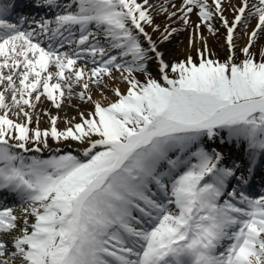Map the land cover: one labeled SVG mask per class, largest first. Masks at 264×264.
<instances>
[{"label":"snow or ice","instance_id":"6c2138e0","mask_svg":"<svg viewBox=\"0 0 264 264\" xmlns=\"http://www.w3.org/2000/svg\"><path fill=\"white\" fill-rule=\"evenodd\" d=\"M169 6L0 0V264H264V192L250 191L264 168V52L252 50L264 0H242L231 22L223 0ZM158 13L185 29L195 13L213 34L219 18L228 58L212 59L205 44L166 61L159 45L180 29L157 24ZM250 17L237 62L234 34ZM117 79L126 91L112 88L104 104ZM77 87L92 111L63 129L45 112L42 129V98L61 109ZM45 150L57 154L37 155Z\"/></svg>","mask_w":264,"mask_h":264},{"label":"bare ground","instance_id":"6f19581e","mask_svg":"<svg viewBox=\"0 0 264 264\" xmlns=\"http://www.w3.org/2000/svg\"><path fill=\"white\" fill-rule=\"evenodd\" d=\"M161 2L167 3L165 1H161ZM181 2L182 0H177L176 2H174L177 5V8L181 5ZM250 2H255V0H250ZM223 3L225 4L224 15H227V13H229V11L232 10L231 19H234V16L236 15L234 9L239 8L241 6L242 3L241 0H223ZM172 10L174 11L176 9H172ZM191 18L194 20L196 25L201 23V21L198 19L195 13L191 15ZM162 20L163 18H159V22L157 24H161L163 26L165 24L170 23L172 24V27L180 29V31L177 34L173 35V37L169 42L159 45V50L165 54L166 61L171 62L175 58L187 57L193 48L200 47L199 48L200 50L202 49V47H204L205 43L207 44L211 43L213 46H215L216 43L215 41H217L226 50L227 55H229V46L226 43L227 33L223 26L219 24L215 25L217 26L216 29H218V31L215 34L211 33L210 35H208L205 29H202L200 27L196 28V26L194 27L195 31L193 29L190 30L189 33L188 31L185 32L184 29L181 27V24L177 22L178 19L176 20L175 23H173L170 20L166 22H162ZM148 31L151 32V29H148ZM237 34L238 33H236V36L234 34V41L236 44H238ZM158 36H159L158 33L153 34L154 39H157ZM186 37H188L187 40H185ZM242 43L244 44V42ZM213 53L214 55L218 56L216 50H214ZM150 65H151L150 67L155 71L156 75H158L156 68V61H152ZM114 84L115 82L114 83L111 81L109 82V85H114ZM87 107L88 106L86 104L79 105L72 98H69L66 100V103L62 106L61 109H56L50 101L44 100L42 98V103H40L37 107V112L41 114L40 127L42 129L49 127L48 116L43 114L45 112L51 113V115H59L61 117V120L58 121V127L63 129L65 127L64 121L68 118L75 117L74 122H79L80 120L79 113L80 112L86 113ZM68 143L78 148V145L75 142L70 141ZM61 145L64 146L66 144L62 143ZM229 151L232 153L236 152L234 148L229 149Z\"/></svg>","mask_w":264,"mask_h":264},{"label":"rangeland","instance_id":"374dc122","mask_svg":"<svg viewBox=\"0 0 264 264\" xmlns=\"http://www.w3.org/2000/svg\"><path fill=\"white\" fill-rule=\"evenodd\" d=\"M209 1H211L212 2V0H209ZM166 7H169V11H172V10H170V6H169V4H166L165 5ZM223 8H224V5H223ZM163 14V17L164 18H166L167 16L164 14V13H162ZM256 20V18H252V17H250L249 19H248V21H247V23H246V26H245V24H243L242 26H241V28L239 29V44H238V47H237V56H238V58L241 60V57H242V55H241V53H240V51H239V49L240 48H242V43H241V41H242V39L244 40V42H245V36H246V34H247V32L249 31V29H250V27H251V24H252V22L253 21H255ZM216 22L218 23L219 21L217 20V19H214L213 21H212V24H213V26L216 24ZM201 24V23H200ZM201 26H204L203 24H201ZM195 27V23H191L188 27H187V30L185 31V32H187V31H190L191 29H193ZM188 39V37H186L185 38V40H187ZM216 43V45H219V47L221 46L217 41H215ZM221 49V51L222 52H224L225 53V50L221 47L220 48ZM253 50V52H255V53H257V54H260V53H262V52H264V33H260L259 34V38H258V40H257V42L255 43V46H254V48L252 49ZM226 60V57L224 58V59H221L220 61L221 62H223V61H225ZM115 87H119L120 89H121V91L123 92V90L124 91H126V88L124 89V87H121L120 85H112V86H110L109 87V90L108 91H106L105 93H104V95H106L107 96V99L105 100V101H103V103L104 104H108L109 102H114L115 100H116V97L114 96V94H113V92L111 91V89L112 88H115ZM98 99V100H100V98H101V95H100V93L99 92H97L96 91V93H95V97H94V99ZM49 143H50V145H51V147L53 148V146H55V145H57L56 143H55V141H49ZM61 145V144H60ZM72 150H76V147L75 148H72ZM48 151V150H47ZM67 151H70V150H67Z\"/></svg>","mask_w":264,"mask_h":264}]
</instances>
